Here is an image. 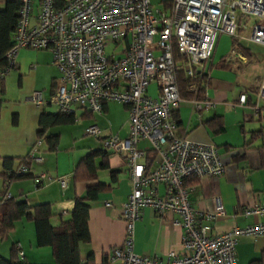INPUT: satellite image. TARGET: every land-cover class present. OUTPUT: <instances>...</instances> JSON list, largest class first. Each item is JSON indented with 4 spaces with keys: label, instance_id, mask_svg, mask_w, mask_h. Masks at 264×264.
Masks as SVG:
<instances>
[{
    "label": "built area",
    "instance_id": "1",
    "mask_svg": "<svg viewBox=\"0 0 264 264\" xmlns=\"http://www.w3.org/2000/svg\"><path fill=\"white\" fill-rule=\"evenodd\" d=\"M163 8L152 7L151 0H19L11 46L4 54V76L16 65L20 49L47 50L57 71L48 96L33 90L29 101L40 107L53 104L62 114H74L83 108L101 114L103 106L118 102L125 106L127 135H108L101 139L103 151L124 159L130 186L120 205L124 235L119 245L104 255L106 263L116 264H237L235 247L241 236L264 241V197L244 205L240 214L257 219L251 225L233 226L228 231L210 234L212 224L225 215L218 196L211 198L210 211L196 210L188 199L185 179L218 177L225 172L215 145L174 136L172 113L181 101L177 71L188 78L198 73L191 86L190 102L196 112L209 109L213 102L205 94L197 96L200 83L207 78L205 65L210 59L217 36L224 34L237 43L248 42L264 47V0H169ZM259 20L247 27L240 17ZM112 45L106 54L105 47ZM235 45V44H234ZM225 60L246 62V56L230 48ZM187 67V69H184ZM154 84L156 96L147 94ZM247 104L244 93L235 105L248 107L259 117L264 102V75ZM84 135L99 137L95 125ZM146 142L142 148L138 143ZM37 140L27 155L28 161L42 163ZM148 153L153 154L146 159ZM26 165L11 169L3 179V199L12 178L28 174ZM43 173L36 175L38 184ZM65 187L64 177L57 179ZM110 200H105L108 206ZM150 208L159 217L176 215L172 225L180 229V252L169 251L158 260L133 252L134 224L140 211ZM21 256L19 245H14Z\"/></svg>",
    "mask_w": 264,
    "mask_h": 264
},
{
    "label": "crops",
    "instance_id": "2",
    "mask_svg": "<svg viewBox=\"0 0 264 264\" xmlns=\"http://www.w3.org/2000/svg\"><path fill=\"white\" fill-rule=\"evenodd\" d=\"M247 19L240 17L247 27L259 22L256 20L247 25ZM233 46L246 56L245 63L225 60L226 52ZM15 61V67L3 77V93L0 94V200L4 192V173L24 159L39 140L41 145L37 154L42 157V163L29 161L28 174L10 181L7 188L10 196L28 205L49 204V223L55 226L70 218L74 197L84 196L88 186L103 185V189L88 202L89 241L79 244L80 259L82 263L90 257L94 264H116L106 263L104 255L110 248L119 245L124 235L120 205L130 191L125 161L110 152L106 157L98 154L93 159V178L87 177L86 166L79 168L76 179H73V173L84 156L101 150L81 143L79 138L86 137V127L93 124L98 128L97 140L112 134L124 138L128 128L127 110L118 102L106 103L101 114L76 108L72 122L46 128L43 136L54 137L56 141L50 147L43 137L37 138L41 129L38 122L41 114H56L58 110L53 104L34 105L29 101V95L33 90L51 89L57 78L51 53L47 50L20 49ZM259 64L261 67L256 73ZM205 71L207 78L203 80V94L214 103L213 106L196 112L191 105V97L179 93L181 101L172 116L176 138L212 142L225 166V172L218 177H188L184 182L189 190V203L196 210L210 211L211 198L215 195L219 197L225 215L212 224L210 234H215L228 231L233 226L244 227L256 222L253 216H242L240 209L264 197V113L258 118L248 107L235 105L242 93L247 104L255 102V94L264 75V47L246 39L234 43L232 38L219 34ZM7 92L12 93L11 96L6 97ZM147 94L156 96L153 83L147 87ZM145 145L146 142H140L137 148ZM146 159H149L148 155ZM102 160L106 161L107 168H98ZM40 173L49 180L43 178L38 184L35 177ZM61 177L66 180L63 188L57 182ZM107 199L110 203L104 206ZM171 219L178 217L171 214L159 217L152 209L143 208L134 224L133 252L162 261L169 251L181 253V231L172 225ZM16 244L23 262L53 264L50 247L36 244L33 223L25 220L14 223L13 231L0 240L1 257H8L12 245ZM235 252L237 264L252 261L264 264L262 239L241 236Z\"/></svg>",
    "mask_w": 264,
    "mask_h": 264
},
{
    "label": "trees",
    "instance_id": "3",
    "mask_svg": "<svg viewBox=\"0 0 264 264\" xmlns=\"http://www.w3.org/2000/svg\"><path fill=\"white\" fill-rule=\"evenodd\" d=\"M168 4L169 0H164V7H166ZM18 5L19 0H0V70L6 65L4 54L11 46V35L16 25V11ZM194 72L195 76L193 78H188L182 69L177 71V86L181 95L186 97L194 96L193 91H191V86L199 81L197 71ZM3 77L4 76H0V94L3 93ZM203 90L204 84L201 85L200 83L199 89L197 91L198 97L203 96ZM260 110L261 113L259 117L262 116V113L264 112V105L261 106ZM73 118L74 117L72 114H62L59 111H57L56 114H41L38 122L41 129L37 133V138L41 139L43 137L49 146L53 147L56 143L55 138L43 136L46 128L51 125L72 122ZM98 154H102V157H106L108 153L101 149L98 152L93 151L84 156V158L74 170L73 179L78 177V170L82 166H86L87 177L93 178L95 175L93 159ZM148 156L149 159H151L153 154L148 153ZM28 163L29 161L27 160L26 156L24 159L18 161L15 167L19 165L27 166ZM98 168H107L106 161L102 160L99 163ZM10 170L4 173L3 178L6 177V174ZM23 176H26V174L19 177ZM101 189H103V185L97 183L94 186H88L84 196L74 197L70 218L66 221H61L55 226H52L49 223L51 216L49 204L41 203L28 205L24 201L16 200L13 197L7 199L1 198L0 240H2L6 234L13 231L15 222L19 220H25L26 222L33 223L37 246L50 247L53 264H94L90 257H88L85 263L81 262L79 244L89 241L87 228L89 210L88 202L92 200L95 197V193ZM0 264L28 263L23 262L19 258L15 246L12 245L7 258L0 256ZM249 264H261V261H252Z\"/></svg>",
    "mask_w": 264,
    "mask_h": 264
},
{
    "label": "rangeland",
    "instance_id": "4",
    "mask_svg": "<svg viewBox=\"0 0 264 264\" xmlns=\"http://www.w3.org/2000/svg\"><path fill=\"white\" fill-rule=\"evenodd\" d=\"M151 4H152V7H154V8H160V9L163 8V5H162L161 0H151ZM256 20H258V19L255 18V17H251V16H249L248 19L246 20V23H247V25H248L250 22H253V21H256ZM255 23H256V22H255ZM223 35H224V34H223ZM225 37H227L228 39H230V37L227 36V35H225ZM105 51H106V54L110 53V52L112 51V45H108V46H106V47H105ZM260 67H261V64H259V66H257V70L255 71L256 73H259V69H260ZM13 85H14V83H13ZM14 86H16V84H15ZM13 90H14V88H13ZM41 91H42V92L44 93V95L47 97L48 94H49V92H50V89H49V87H46L45 89H42ZM11 94H12V93L7 92L6 97L11 96ZM54 106H55V105H54ZM263 113H264V112H263ZM79 139H82V140H81V143H82L84 146H90L91 148H94V149H96V148H97V149H103L102 141H101V140H97V139H95V138L92 137V136L81 137V138H79ZM0 256H1V255H0ZM2 257H3V258H7V255H3Z\"/></svg>",
    "mask_w": 264,
    "mask_h": 264
},
{
    "label": "water",
    "instance_id": "5",
    "mask_svg": "<svg viewBox=\"0 0 264 264\" xmlns=\"http://www.w3.org/2000/svg\"><path fill=\"white\" fill-rule=\"evenodd\" d=\"M184 69H187V67H185Z\"/></svg>",
    "mask_w": 264,
    "mask_h": 264
}]
</instances>
